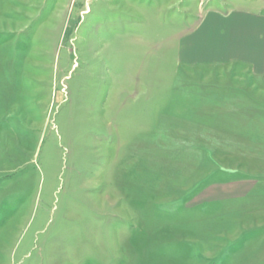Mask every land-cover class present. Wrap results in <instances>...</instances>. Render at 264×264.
Masks as SVG:
<instances>
[{
  "label": "rangeland",
  "instance_id": "1",
  "mask_svg": "<svg viewBox=\"0 0 264 264\" xmlns=\"http://www.w3.org/2000/svg\"><path fill=\"white\" fill-rule=\"evenodd\" d=\"M255 5L0 0V264H264V75L178 61Z\"/></svg>",
  "mask_w": 264,
  "mask_h": 264
},
{
  "label": "crops",
  "instance_id": "2",
  "mask_svg": "<svg viewBox=\"0 0 264 264\" xmlns=\"http://www.w3.org/2000/svg\"><path fill=\"white\" fill-rule=\"evenodd\" d=\"M178 61L193 66H216L236 63L253 76L264 75V5L254 8H208L199 16L194 26L179 35ZM260 182L252 181L231 189V193H253L251 209H264ZM249 198V197H248ZM254 233L264 234L256 227Z\"/></svg>",
  "mask_w": 264,
  "mask_h": 264
}]
</instances>
